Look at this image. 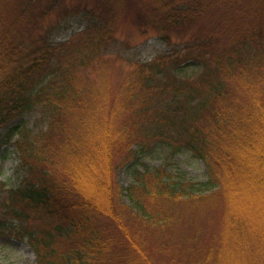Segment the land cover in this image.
Instances as JSON below:
<instances>
[{"label": "trees", "instance_id": "obj_1", "mask_svg": "<svg viewBox=\"0 0 264 264\" xmlns=\"http://www.w3.org/2000/svg\"><path fill=\"white\" fill-rule=\"evenodd\" d=\"M63 2L0 0V132L17 136L24 173L0 214L17 221L36 264H264V0H96L67 9L90 22L54 44L61 22L45 21ZM116 4L153 7L167 43L211 19L187 51L199 73L162 58L117 94L82 76L113 42ZM37 108L47 115L40 133L19 121ZM157 142L189 149L209 179L139 167L120 187L117 173Z\"/></svg>", "mask_w": 264, "mask_h": 264}, {"label": "rangeland", "instance_id": "obj_2", "mask_svg": "<svg viewBox=\"0 0 264 264\" xmlns=\"http://www.w3.org/2000/svg\"><path fill=\"white\" fill-rule=\"evenodd\" d=\"M95 3L99 5L96 0H64L62 5L58 6L45 21L46 25L61 22L55 27L51 41L54 44L65 43L84 31L90 18L84 11L67 16V9L70 10L74 8L73 6L80 4L96 6ZM139 6L116 4L113 10L109 7L112 13L107 16V20L112 31L113 42L103 46V56H100L99 61L96 60L97 71L92 69L82 73V76L89 77L96 83L104 80L113 94L119 92L140 64L168 58L164 60L169 70L180 65L183 72L192 78L201 68L197 61L187 56V51L194 49V40L199 41L200 31H204L203 35H205V31L211 28L213 21L204 19L199 23V19L195 18L196 21L191 20L183 30L171 31V40L167 43L161 37V33L154 29L153 7ZM228 86L232 89L237 87L234 83H229ZM237 90L242 102L247 103L251 100L248 90L238 88ZM167 97L169 99V94ZM19 121H22V124L34 133H40L47 127V115L42 108H37ZM11 135L9 129L0 132V197L5 190L17 186L24 175L15 152L14 142L17 136L11 137ZM172 151V148L165 143L153 144L148 151L140 155V161L133 170L124 168L117 173L116 179L119 186L128 187L134 179V170L139 167L155 170L163 166L186 180L207 181L209 179L205 164L189 149L183 148L177 153ZM1 209L2 205H0ZM2 215L0 264H36L35 252L26 237L19 234L20 226L17 221L9 215L4 213Z\"/></svg>", "mask_w": 264, "mask_h": 264}]
</instances>
